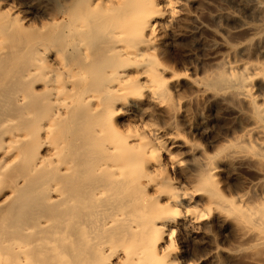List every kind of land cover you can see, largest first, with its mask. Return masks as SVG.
<instances>
[{
	"label": "bare ground",
	"instance_id": "1",
	"mask_svg": "<svg viewBox=\"0 0 264 264\" xmlns=\"http://www.w3.org/2000/svg\"><path fill=\"white\" fill-rule=\"evenodd\" d=\"M176 5L72 0L27 27L0 7V264H176L172 229H195L203 210L236 223L249 257H264V105L252 93L264 86V32L239 48L256 60L222 58L194 80L235 101L246 122L215 157L180 143L182 162L143 119L164 103L167 70L152 45ZM238 5L264 19L261 0ZM222 157L251 166L256 200L217 190L213 160ZM182 168L187 175H167Z\"/></svg>",
	"mask_w": 264,
	"mask_h": 264
},
{
	"label": "rangeland",
	"instance_id": "2",
	"mask_svg": "<svg viewBox=\"0 0 264 264\" xmlns=\"http://www.w3.org/2000/svg\"><path fill=\"white\" fill-rule=\"evenodd\" d=\"M71 1L0 0V7L15 11L18 23L27 27L37 25L44 16L58 13ZM238 1L177 0L175 16L162 23L152 45L154 57L167 70L160 73L164 103L153 105L150 116L143 119L162 130L158 139L182 162H187L188 157L180 143L195 145L199 151L215 157L219 147L230 143L238 131L236 128L246 122L241 118L243 112L237 115L233 109L235 101H223L225 98L203 93L194 82L212 74L222 58L234 62L249 56L256 60L253 51L242 53L239 48L251 42L256 32H264V19L256 20ZM261 4L264 7V0ZM260 83H255L252 93L257 104L264 105V86ZM133 108V115H141L135 105ZM168 117L173 118L174 129L169 128ZM174 132L180 138L169 143L166 138ZM227 161L223 157L213 160L217 190L227 199L236 193H246L245 199L256 200L261 187L255 184L258 177L251 166L239 160ZM187 173L184 168L178 172L167 171L170 179ZM233 203L239 205L236 198ZM202 212L205 215L195 229L180 223L173 227L172 242L167 249L176 264H264L260 253L255 258L249 257L248 246L241 240L236 223L215 211H208L209 215L207 210Z\"/></svg>",
	"mask_w": 264,
	"mask_h": 264
}]
</instances>
